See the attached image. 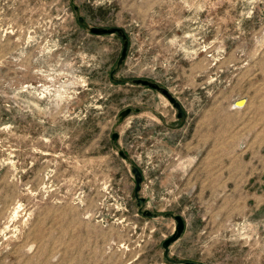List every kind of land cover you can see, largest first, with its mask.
I'll return each mask as SVG.
<instances>
[{"label":"rangeland","instance_id":"374dc122","mask_svg":"<svg viewBox=\"0 0 264 264\" xmlns=\"http://www.w3.org/2000/svg\"><path fill=\"white\" fill-rule=\"evenodd\" d=\"M69 3L0 0V264H264V0H74L113 81Z\"/></svg>","mask_w":264,"mask_h":264},{"label":"water","instance_id":"95a60500","mask_svg":"<svg viewBox=\"0 0 264 264\" xmlns=\"http://www.w3.org/2000/svg\"><path fill=\"white\" fill-rule=\"evenodd\" d=\"M72 6V9L77 17V23L84 29H86L90 34L95 35V36H104V35H116L118 38H120L121 40V44H122V49H121V53L119 56V59L114 67V69H112V72L110 74V78L112 79V81L114 80L113 75L116 73V71L120 68V66L123 64L126 56L127 55V50H128V45H129V41H128V37L125 34V31L123 29L120 28H99V27H89L86 23L84 18L80 15V10L79 7L74 3V0H69ZM131 84L136 85V86H142L145 88H149L151 90H154L156 92H158L160 95H162L168 102L169 104L172 106V108L176 111V118L178 120H185L186 117V113L184 111V109L181 107V104L177 101V99L175 97H173V95L166 90L165 88L159 86L158 84L151 82L149 80H145V79H133L132 81H130ZM243 101V100H242ZM140 109H131V108H127L124 111H121L118 114V121L117 124L120 125L124 119L126 117H128L130 114L132 113H139ZM118 135L117 133H112L111 135V140L113 143H116L118 140ZM118 156L123 159L124 161H128V157L126 156V154L124 153L123 150L119 149L117 152ZM130 173L133 177L134 180V184H135V188H134V199L136 201V207L138 210V213L141 214L143 217H156V214L152 213L151 211L147 210L145 208V200L144 198H142L139 194L141 192V184H142V175L141 172L139 170V168L135 165H131L130 166ZM173 219L175 221V227L173 230V233L167 238L165 239L162 244L161 247L163 249V257L165 259H168V251H169V247L174 244L182 235L184 230V221L183 219L176 215L173 216ZM183 264H196L193 262H184Z\"/></svg>","mask_w":264,"mask_h":264},{"label":"bare ground","instance_id":"6f19581e","mask_svg":"<svg viewBox=\"0 0 264 264\" xmlns=\"http://www.w3.org/2000/svg\"><path fill=\"white\" fill-rule=\"evenodd\" d=\"M234 104H236L237 107H242L244 105V101H236Z\"/></svg>","mask_w":264,"mask_h":264},{"label":"crops","instance_id":"0c3cea01","mask_svg":"<svg viewBox=\"0 0 264 264\" xmlns=\"http://www.w3.org/2000/svg\"><path fill=\"white\" fill-rule=\"evenodd\" d=\"M142 175V174H141ZM143 177V176H142Z\"/></svg>","mask_w":264,"mask_h":264}]
</instances>
